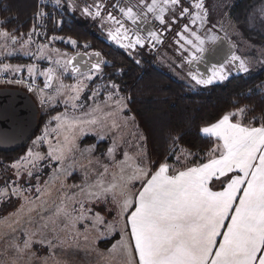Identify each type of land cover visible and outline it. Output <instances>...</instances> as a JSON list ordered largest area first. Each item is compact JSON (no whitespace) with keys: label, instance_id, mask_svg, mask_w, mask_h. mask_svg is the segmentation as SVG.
Segmentation results:
<instances>
[{"label":"snow or ice","instance_id":"6c2138e0","mask_svg":"<svg viewBox=\"0 0 264 264\" xmlns=\"http://www.w3.org/2000/svg\"><path fill=\"white\" fill-rule=\"evenodd\" d=\"M56 2L59 4L60 0ZM135 7H139L141 12H134ZM191 7L197 10L193 23L199 20L203 25L207 16L204 0H198ZM176 9H179L180 18L190 15L189 7H185L182 0H151L150 4L139 0L138 5L119 7L122 16L133 25L146 13L152 14L163 25L166 12L172 13L171 22L175 23ZM103 11L102 0L101 3L85 5L82 9L84 15L101 18L114 26V30L109 29L107 35L119 47L125 50L145 47L144 38L138 32H133V39L129 35L130 30L120 19L111 12L104 16ZM259 13L264 18V6L259 9ZM188 31L185 26L183 32ZM34 33L35 29L28 33V40L21 45L23 49H29ZM177 35L184 45H192L197 53L205 51V41L195 32L191 33L194 40L186 39L182 33ZM148 37L156 43L162 42L161 36L155 31H149ZM0 39H10L13 44L17 43V38L7 32H0ZM212 40L215 41L216 37H212ZM70 43L76 45L75 40H70ZM46 50L47 45L38 46L41 58L45 56ZM26 54L36 55L29 52ZM60 55L62 59L53 61L59 71L48 68L40 73L44 76V89H53L52 94L41 99V104L56 106L59 102L65 106V111L53 116L43 134L33 142V147L11 164L16 179L6 181L5 186L0 188V202L11 197L21 201L17 211L10 214L16 217L15 220H0V228L8 230L0 232V237L5 238V248L0 252V264H36L37 261L39 264H48L49 260L62 264L55 250L65 246L78 247L80 237L83 236L87 241L92 230L104 235L100 232L101 225L108 234L118 227L120 229V241L109 250L120 255V264H264V121L260 127L251 126V123L245 126L240 120L233 122L234 117H243L248 111L245 106L202 127L200 131L204 136L214 137L218 142L212 153L219 151L220 154L218 158L210 154L208 163L194 167L176 168L164 161L153 171L150 162L142 159L137 163L127 151L123 153L124 159L117 161V141L124 135L120 133V122L127 128L128 121H134V117L121 115L126 108V99L130 98L121 96L120 86L109 81L103 87V91L107 92L105 99L96 102L102 89L99 85L94 86L88 97L93 104L87 111L81 112V94L87 87L86 82L93 81L96 74H101L103 80L101 65L104 61L99 59L101 54L96 52V62L91 63L87 71H82L83 65L75 62L76 57ZM196 59V56H192L188 63ZM227 62H238L239 71H249L245 60L235 54ZM136 63L139 64L140 60L137 59ZM10 69L20 70L18 66L13 69L10 65H3L0 71ZM35 70L34 65L28 67L30 75ZM122 71L118 69L116 74ZM69 72L76 79L75 84L67 85L63 82L64 75ZM189 75L196 85L201 86L227 79L223 65H213L212 73L207 78L191 72ZM34 85L35 80L29 85V91L33 90ZM41 94L43 96V90ZM53 121L55 127H50ZM98 130L101 133L100 139L105 138L106 130L119 133L113 138L107 152L114 170L110 173L109 165L101 164L103 171L96 173L94 181L90 180L86 172L81 184L71 186L78 191H64V180L72 175L77 166L75 159L68 162L74 152L80 151L82 156L87 153L88 164L93 163L90 154L94 147L81 150L77 140L88 132L95 133ZM132 135L135 136V133ZM177 143L178 137L173 138V145ZM44 145H47L46 152L39 150ZM171 154L176 156L177 163L181 162L182 156L186 158L191 155L183 150L179 155L176 151ZM136 155L143 158L145 153L141 149ZM96 163H100L98 158ZM45 167L52 171L41 184ZM109 175L110 180L106 179ZM222 177L228 178L221 180V190H212L210 182ZM21 179H25L26 184L32 180L36 183L25 186L19 183ZM136 181L140 182L139 188L133 187ZM57 183L60 202L46 216V197L51 196ZM99 204L105 205L107 211H115L113 222L105 223L104 216L95 212L93 205ZM37 210L39 221L32 216ZM226 221L229 222L226 224ZM81 225L83 231L79 227ZM17 232L20 235H16ZM221 236L222 240L218 241L217 238ZM35 245L40 247L36 248ZM43 248L48 249L47 255L39 254Z\"/></svg>","mask_w":264,"mask_h":264},{"label":"trees","instance_id":"16d2710c","mask_svg":"<svg viewBox=\"0 0 264 264\" xmlns=\"http://www.w3.org/2000/svg\"><path fill=\"white\" fill-rule=\"evenodd\" d=\"M264 0H235L232 18L237 27L245 30L248 18ZM0 28L10 35L25 38L33 29H39L38 40L67 52L71 48L64 40H75L76 47L87 45L90 50L101 54L103 81H111L120 86V93L126 99L125 116L134 117V124L144 139L147 161L154 171L161 162L176 164V156L181 150L190 157L192 164L207 161L209 153L217 141L205 137L200 129L217 122L224 114L235 112L237 108L248 107L240 121L245 126L260 127L264 121V67L240 77H231L224 82L208 87L191 88L184 81L152 63L136 64L124 56L116 47L109 46L88 21L79 19L71 12L66 0L59 4L42 3L41 0H0ZM250 32V39L264 43V35ZM248 34V33H247ZM11 61L27 63L28 58L15 57ZM123 71L117 75V70ZM96 78L91 84H95ZM2 87H11L3 85ZM59 109L52 108L39 113V122L34 138L41 133L46 120ZM178 143L173 145V138ZM90 139L83 140L88 142ZM105 143L96 144V152L106 149ZM27 146L15 152H0V169L9 167L26 152ZM6 170V169H5ZM43 171H46L44 168ZM36 175H39L37 173ZM43 174L42 177H45ZM77 176L71 177L75 181ZM3 201L0 218L14 212L18 203ZM100 247H105L103 241ZM36 248L39 245H35ZM47 250V248H43ZM2 252V250H0Z\"/></svg>","mask_w":264,"mask_h":264},{"label":"rangeland","instance_id":"374dc122","mask_svg":"<svg viewBox=\"0 0 264 264\" xmlns=\"http://www.w3.org/2000/svg\"><path fill=\"white\" fill-rule=\"evenodd\" d=\"M191 1H198V0H191ZM231 1H233V0H204L205 9L208 12V16H206V19H205L207 26H211V25H217L218 26L219 25V21L222 19V17H224L225 8L227 5L230 4ZM41 2L42 3L50 2L53 5L57 3L56 0H41ZM66 2L68 4V6L73 5L74 8L78 7V5H79L78 4L79 0H66ZM262 6H264V2L260 5H258L254 9V11H252V13L250 14V16L248 18V25H247V28L245 30L238 27L235 30V32L231 33L228 36V39L226 40L227 42H229V45L234 49L235 55H237V56L240 55L239 57H241L242 59L245 60L246 65L249 69V71L247 73H249L251 71H256V69L258 67L261 68V65L264 64V43L254 42L249 37L250 32L254 33V32H257L258 30L260 31L259 34L264 35V18H261L260 13H259V9ZM191 21H192L191 24H195V25L200 24L199 20H197L195 23H193V17L191 18ZM0 32H4V31H2L0 28ZM38 34H39V29L35 28V33L31 37L32 42L29 45V49H27V50L23 49L21 47V45L23 44V42L25 40H28V37L20 38V37L15 36L17 38V43H15V44H13L10 39H8V40L0 39V68H3V65H10L11 68H13V69L16 68L17 66L20 68L19 71H12L11 69L7 70V71H0V75L6 74L7 76L11 77V75L18 73L20 75L23 74V76H28L31 80H39V82L41 83V82H44V76L41 75L40 73L46 71L48 68H55L57 71H59V69L53 63V61H55L56 59H62L63 57L60 54H67V57H72L67 52L62 51V50L52 46V44L54 42H56V40H58V39L52 38L50 40L51 43L48 44V43H44V42L39 41L38 40ZM64 43L67 44L70 48H72L73 51H76L78 49L76 47V45L73 46L70 43V40H64ZM40 45H47V50L45 51V56L43 58H41L40 54L37 51L38 46H40ZM6 49H7V51H6ZM52 49H55L58 51H51ZM8 52H11V54L9 55ZM26 52L35 53L36 55L34 56L31 54H26ZM15 57L28 58V59H30V61L27 63H17V62L13 63L11 61V59L15 58ZM30 65H34L35 69H36L35 72L31 75L28 72V67ZM164 71H166V70H164ZM171 72L172 71L169 70L168 73L171 74L172 76L176 77L177 79L184 81L191 88L196 89L199 87V86L194 85L191 80L189 81L187 79H183L180 76L175 75V73L172 74ZM247 73L242 72V75L247 74ZM98 77H100V74H96L94 80ZM63 82L67 85H71V84H75L77 81H76V79L73 78V75L69 72V73L64 75ZM91 82H86L87 87L85 88L84 92L81 94V103L83 104V108L81 109V112L87 111L88 108L90 106H92L93 101L91 99H88V97L91 95V88H93L94 86L99 85L102 89L100 95L97 97L96 102H98V103L102 102L105 99V97L107 96V92L103 91V87L109 81H103V80L99 79V80H96L95 84H91ZM3 85L13 86L14 88H17V85L12 84L9 81H6V82L0 81V87H2ZM54 85H55V82H54ZM47 93H48L47 95L52 94L53 89H48ZM120 95H121V93H120ZM52 108H56L59 110L54 115L49 116L47 118L46 123H45L44 127L42 128L41 133L37 136V138L43 134L45 126L48 125L49 121L51 120V118L53 116L65 111V106L62 103L57 102L56 106L48 105L47 107L39 110V113H40V111L43 112V111H47L48 109H52ZM125 110H126V108L124 109V111ZM69 111H71V110L69 109ZM121 115L125 116L123 113ZM126 117H130V116H126ZM236 120L242 121V117H234L233 121L236 122ZM120 123H121L120 133H124V135H123L122 139H119L117 141V150L115 153L116 160L117 161L123 160L124 159L123 153H124V151H127L129 153V155L132 156L133 159L137 163H139L142 159L147 161L145 147H144V139H141L142 135L140 134V132L136 128L134 121L129 120L127 128H125L123 126L122 121ZM50 127H55V121L52 122ZM133 133H135V136L132 135ZM100 134L101 133L99 132V130L95 133L88 132L87 134H85L84 136L80 137L77 140V144L79 146V149H81V150H83L85 148L94 147V150L90 154L91 159L93 160V163L91 165L88 164L89 155L87 153L82 156L80 151L74 152L73 157L70 158V160L68 162H71V159H75L77 161V166H76L75 171H73L72 175L68 176L64 180V183H65L64 191H67L69 193H73V192L78 191L77 189H74L71 186L73 184H81L83 179H84V175L86 172L89 174L90 180L94 181L96 179V173L103 171L102 167L100 166L101 164H108L110 173H111V171L114 170L111 167L112 161L107 156V152H108L109 147L112 146L113 138L118 136L119 133H117L115 131L108 132L106 130L104 133V135H105L104 139L99 138ZM36 139L33 137L30 140V142L27 145V150L22 156H24L27 153L29 148L33 147V142ZM87 139H90V141L83 142V140H87ZM129 141L131 142L130 145H129ZM99 143H105V145L103 144L104 146L107 145L106 149L102 150L103 152H96V150H95L96 144H99ZM214 148H217V144ZM141 149H143V151L145 153V156L143 158L136 155L137 152L140 151ZM39 150L46 152L47 151V145H44ZM211 153H212V151L209 153V155ZM219 154H220L219 151H217L213 155H219ZM97 158L100 161L99 164L96 163ZM188 159H190L189 156H186V158L184 156L181 157V161H187ZM177 164H180V165H176V167H181V166L187 165L186 163H181V162L177 163ZM81 165H83V167H81ZM45 169H46V171H43V174H46V175H45V177H41V181H40L41 184H43V182L48 179V176L52 171L51 168L45 167ZM73 175L77 176V179H75V181L71 180V177ZM15 179H16L15 170H13L11 168V165L7 168L0 169V188H3L5 186L6 181H12ZM106 179L110 180L111 175L106 177ZM19 183L23 184L25 186H29V185H34L36 183V181L32 180V181L28 182V184H26L25 179H21L19 181ZM133 187L139 188L140 182L136 181L134 183ZM32 195H33V197L35 196L34 190H33ZM59 195H60V189H59V183H57L56 187L52 189L51 196L46 197V199L48 201V205H47L48 211L45 212L44 215L47 216L48 214H50L51 212L54 211L56 204H58L60 202L59 201ZM13 198L19 204L17 207V209H18L20 204H21V201L15 197H13ZM7 202H9V204H10L11 200L9 199V200H7ZM3 204H4V202H0V206H2ZM111 207H114V206H111ZM93 208H94L95 212H99L102 216H104L105 223L114 221V218L116 216L115 211H107L105 205H103V204L93 205ZM17 209L14 212H16ZM38 211L39 210H37V212L32 213V216L34 217V219L36 221H39ZM14 212H12V213H14ZM6 218H9L11 220L16 219V217L10 216V215ZM2 220H4V218ZM25 227H28V225H25ZM79 227L81 228V231H83L82 225ZM0 231L5 232L8 230L0 228ZM100 232H103L104 235H100L99 232L92 230L88 234L87 241H85L84 237L81 236L80 240H79V246L78 247L77 246H65L63 249L57 248L55 250L57 258H58V256L61 255V257L67 261V264H92V261L94 264H120V260H121L120 255L118 253H111L109 251L112 248V246L117 244L121 239V232H120L119 227L115 231H113L111 234H108L105 227L103 225H101L100 226ZM10 235H11V233H9V236ZM16 235H20V233L17 232ZM63 235H64V233L62 234V236ZM101 241H103V243L106 244L105 247H100L99 242H101ZM4 248H5V238L0 237V250L3 251ZM61 250H62V252H61ZM42 251H43V249L40 251V253H39L40 255L42 254L41 253ZM80 251L81 252L83 251V253L77 254V253H80ZM49 263L55 264V261L50 260ZM62 264H65V263L62 262Z\"/></svg>","mask_w":264,"mask_h":264},{"label":"flooded vegetation","instance_id":"af4514ba","mask_svg":"<svg viewBox=\"0 0 264 264\" xmlns=\"http://www.w3.org/2000/svg\"><path fill=\"white\" fill-rule=\"evenodd\" d=\"M182 2L185 7H189L190 15L180 18L179 9H176L175 23L171 22L173 19L172 13L166 12L165 24L163 25H161L160 22L150 13H146V15L142 16L136 25H133L131 21L122 16L119 11V7L126 8L130 5H138L139 0H102L104 6L102 15L106 16L107 12H111L114 17L120 19L124 23L125 27L130 30L129 35L133 39H135L133 32H138L144 38L145 47L140 48L137 46L135 50H125L124 48L119 47L116 42L108 37V30H114V26L111 23L106 22L101 18H93L92 16H86L83 14L82 9L85 5L101 3V0H79L78 7L69 8L79 19L90 22L100 38H102L109 46L116 47L120 53L134 63H136L137 59L140 60V63H152L167 72L171 70L172 74L175 73V75L189 81L191 80L189 75L190 72L192 74L203 75L207 78L212 73L213 65H216L217 67L223 65L227 79L231 77L245 76L254 72L251 71L242 75V72L239 71L237 66L238 62H236V64L227 62L230 59V56L235 54L234 49L229 45V42L226 41L228 36L235 32L238 28L232 18V8L235 4V0L231 1L230 4L226 6L224 17H222L219 21L218 26H207L206 22L203 25H201V23L199 25L191 24V18L197 13V10L191 7V5L198 1L182 0ZM145 3L150 4L151 0H145ZM92 11L94 12L95 8H93ZM134 12L139 13L141 12V9L139 7H135ZM185 26H187L189 30L188 32H183ZM149 31H155L157 35H160L162 42L156 43L155 41H152L151 38L148 37ZM193 32L205 41V44L203 45L205 51L203 53H197L192 45H184V42L181 41L177 35V33H182L186 39L194 40V37L191 35ZM212 37H216V40L213 41ZM185 48L187 51H185ZM76 52H82L88 55H83V57L80 56L83 60H80L81 62L79 64L83 65L84 68L89 67L91 63H95L97 60V57L94 55L97 51L90 50L87 47L78 48L76 51H73L71 48L67 51L70 56ZM192 56H196L197 59L193 60L192 63L189 64L188 61L191 60ZM99 59L103 60V58L100 57ZM102 66L103 64L101 65V69ZM261 67H264V64H262ZM258 69L259 67L256 70ZM192 83L196 85L194 81H192ZM217 83L221 82L216 81L213 84ZM196 86L204 88V86L201 85Z\"/></svg>","mask_w":264,"mask_h":264},{"label":"water","instance_id":"95a60500","mask_svg":"<svg viewBox=\"0 0 264 264\" xmlns=\"http://www.w3.org/2000/svg\"><path fill=\"white\" fill-rule=\"evenodd\" d=\"M83 55L88 56L76 52L72 57L80 63ZM87 70L88 67H82V71ZM38 122L39 108L28 93L19 88L0 87V152L10 153L26 147L36 133Z\"/></svg>","mask_w":264,"mask_h":264},{"label":"built area","instance_id":"2783aa9c","mask_svg":"<svg viewBox=\"0 0 264 264\" xmlns=\"http://www.w3.org/2000/svg\"><path fill=\"white\" fill-rule=\"evenodd\" d=\"M0 81L6 82L9 81L12 84L17 85V88L25 91L28 93L33 100L35 101L36 105L38 106L39 110L47 107L48 105H42L41 99L46 98L48 95L47 90L44 89V82H39V80H35V85L33 86V90L29 91V85L32 84V81L28 76H23L20 74H14L10 76H7L6 74L0 75ZM16 81H21L20 83H17ZM41 90H43V96L41 94Z\"/></svg>","mask_w":264,"mask_h":264},{"label":"crops","instance_id":"0c3cea01","mask_svg":"<svg viewBox=\"0 0 264 264\" xmlns=\"http://www.w3.org/2000/svg\"><path fill=\"white\" fill-rule=\"evenodd\" d=\"M234 122V121H233ZM202 134V133H201ZM203 135V134H202ZM204 136V135H203ZM206 137V136H205ZM209 138H212V139H214L215 141H217L216 140V138H214V137H209ZM220 143H222V142H220ZM212 155L214 154V153H211ZM215 157H219V155H214ZM183 159V158H182ZM209 159H210V155H209V158L207 159V161L206 162H204V163H208L209 162ZM181 163H186L187 165L186 166H197V165H195V164H192L191 163V161H190V159H188L187 161H181ZM204 163H202V164H204ZM171 165H174L175 167H176V165H180V164H177V162H176V164H171ZM199 165H201V164H199ZM182 167H185V166H181V167H176V168H182ZM229 175H235V173H230ZM227 179V177H222L220 180H216V179H213V181H211L210 182V187L212 188V190H214V191H218V190H221V188L223 187V185L221 184V180H226ZM3 218H0V220H2ZM229 221H226L225 223L227 224ZM226 229H223L222 231H225ZM1 232V231H0ZM63 233H61V235H62ZM51 235V233H49V236ZM217 240L218 241H220V240H222V236L221 237H218L217 238ZM61 252H62V250H61ZM42 254L41 255H47L48 254V252H47V250H44L43 249V251L41 252ZM83 253V251L81 252L80 251V253H77V254H82ZM58 259L60 260V261H62V262H64L65 264H67V261L65 260V259H63L62 257H61V255L60 256H58ZM63 259V260H62ZM136 259L138 260V257H136ZM49 262H50V260H49ZM48 262V264H50ZM36 264H39V261H37L36 262ZM92 264H94L93 263V261H92Z\"/></svg>","mask_w":264,"mask_h":264}]
</instances>
